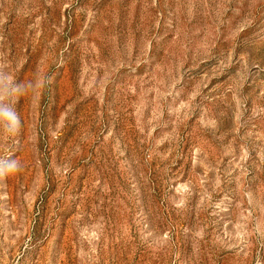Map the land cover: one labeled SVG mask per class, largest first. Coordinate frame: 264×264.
I'll list each match as a JSON object with an SVG mask.
<instances>
[{
    "label": "rangeland",
    "instance_id": "1",
    "mask_svg": "<svg viewBox=\"0 0 264 264\" xmlns=\"http://www.w3.org/2000/svg\"><path fill=\"white\" fill-rule=\"evenodd\" d=\"M0 70V264H264V0H0Z\"/></svg>",
    "mask_w": 264,
    "mask_h": 264
},
{
    "label": "clouds",
    "instance_id": "2",
    "mask_svg": "<svg viewBox=\"0 0 264 264\" xmlns=\"http://www.w3.org/2000/svg\"><path fill=\"white\" fill-rule=\"evenodd\" d=\"M41 79L42 88L52 82V77L47 75L40 79L17 82L9 72L0 70V133L10 138L19 135L23 125L15 104L19 98L35 90L36 84L40 83ZM21 168L20 161L12 158L11 155L0 156V181L17 174Z\"/></svg>",
    "mask_w": 264,
    "mask_h": 264
}]
</instances>
